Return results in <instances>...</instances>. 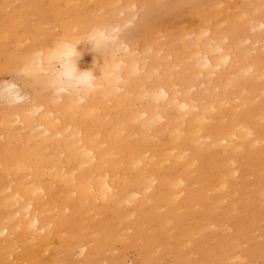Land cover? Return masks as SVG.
<instances>
[{"label":"bare ground","instance_id":"1","mask_svg":"<svg viewBox=\"0 0 264 264\" xmlns=\"http://www.w3.org/2000/svg\"><path fill=\"white\" fill-rule=\"evenodd\" d=\"M253 262L264 0H0V264Z\"/></svg>","mask_w":264,"mask_h":264},{"label":"clouds","instance_id":"2","mask_svg":"<svg viewBox=\"0 0 264 264\" xmlns=\"http://www.w3.org/2000/svg\"><path fill=\"white\" fill-rule=\"evenodd\" d=\"M89 43H92L94 47H96L95 41L91 38L88 41ZM76 49L73 47L71 55L67 56L68 66H73V61L76 57ZM76 71L72 72L70 76L68 77L73 83H75L79 87L87 88L94 84L95 76L93 75V72L91 70H84L80 71L77 68V65H75Z\"/></svg>","mask_w":264,"mask_h":264},{"label":"rangeland","instance_id":"3","mask_svg":"<svg viewBox=\"0 0 264 264\" xmlns=\"http://www.w3.org/2000/svg\"><path fill=\"white\" fill-rule=\"evenodd\" d=\"M183 20L184 19L180 18L179 19V22L180 23H178V22L177 23L178 24H182L183 23ZM133 33H136V31H132V34H130V38H131V36L134 37L135 35H136L135 37H137V34H133ZM134 38H131V39L134 40ZM92 59H93V52H92V50L90 48H86V49H83L82 50V54L79 57V63H80V65H82L84 67L90 66V65H92ZM132 251L134 252L135 250L132 249L131 252ZM131 254H134V253H131ZM253 264H257V263L256 262H253Z\"/></svg>","mask_w":264,"mask_h":264}]
</instances>
